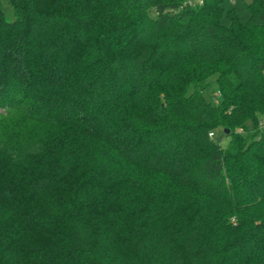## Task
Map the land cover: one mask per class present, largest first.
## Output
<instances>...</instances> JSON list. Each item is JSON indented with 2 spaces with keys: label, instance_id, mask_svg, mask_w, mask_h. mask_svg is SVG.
Segmentation results:
<instances>
[{
  "label": "trees",
  "instance_id": "16d2710c",
  "mask_svg": "<svg viewBox=\"0 0 264 264\" xmlns=\"http://www.w3.org/2000/svg\"><path fill=\"white\" fill-rule=\"evenodd\" d=\"M224 1L6 0L9 19L0 4V124L71 131L70 153L40 171L16 179L14 155L0 156V264H264V0L248 1L247 23L228 11L222 25ZM159 39L173 43L141 77ZM143 173L168 195L187 190L191 209L169 216ZM134 191L168 204L169 234L152 239V210L123 212L114 250ZM30 237L54 250L22 261Z\"/></svg>",
  "mask_w": 264,
  "mask_h": 264
},
{
  "label": "rangeland",
  "instance_id": "374dc122",
  "mask_svg": "<svg viewBox=\"0 0 264 264\" xmlns=\"http://www.w3.org/2000/svg\"><path fill=\"white\" fill-rule=\"evenodd\" d=\"M194 1L196 0H191V3L189 5H193ZM248 1L249 0H225L222 3L223 15L220 21L221 24L227 25L226 13L228 11H232L241 23H247L250 17L249 11L246 8V4L248 3ZM0 4L1 8L5 10L9 19L11 14L10 8L6 4V0H0ZM172 43H169L164 39H159L156 44L152 46L150 51L147 53V55L149 54V56H146L147 58L141 60L138 65L137 71L140 73L141 77H143V75H152V73L159 68V66L164 61L161 60L160 57L168 49V45L171 46ZM130 57H138V54L137 56L135 54L131 55ZM131 62V60L126 59V64L124 63V65L128 67V69H126L127 72H129L130 68H133L131 67ZM116 67L117 70H119V65H117ZM0 112L3 111L0 110ZM62 130L63 128L46 122H33L30 120L19 118H16L14 123L10 125L0 124V156L6 157L10 160L9 156L11 155L10 157H12V155H14L15 164L13 165L18 170L20 169V171L17 172L16 170L15 172L14 176L16 179L19 178L18 176L21 177V174H27L29 172L27 171L29 167H31V169H36V171H40L43 167L42 165H48L49 163H51L52 159H55L54 162L56 164V158L61 157L59 156V154L61 153L58 152L59 147H62L65 154L70 153V150H68L67 148L68 144L66 143L65 139L69 137L71 131H68L65 128L64 133H61ZM213 139L219 147H226L227 140L221 134V130L214 131ZM138 180L145 181L144 186L139 185L141 187L143 186L142 188L145 192L147 188L152 189V191L153 189H156L162 197H166L163 199H171L172 201L170 205H173V209L168 210V212L171 213L170 215L167 214L165 206H167L168 204L166 202L161 203L163 199L159 197L153 198L151 197V194L150 196L148 195V197H150L152 203H150V205H144L143 201L145 198V194L141 192V196H138V191H134L130 196L131 199H129H133V202L126 203V206H121L118 215L116 216V218L114 217L115 220L113 222L116 224V229L112 226V230L110 232L113 233V240L110 243V246H112V249L114 248V250L120 246L119 238L121 237L120 234L122 233V228L121 226L119 228L117 224L121 225L119 222L120 216L123 214V212H135L141 216V219H143L146 214L147 217H150V215H152V210L153 214H155L156 216V218L154 217L152 219L156 220V224H152V227H150L148 230L150 231V236L152 237V239H155L157 242L161 241V244H163L165 237L168 236L169 233L167 234V232H164V222L160 219L164 217L163 215H169L172 218H176L177 215H179L180 217L181 212L176 207H179L180 205L182 206L181 203L183 202V206L185 207V209L189 210L191 209V202H189L188 206V202L185 203V201L195 199L193 195L190 196L188 191L184 189H179L177 190V192H174V188H172L171 190L173 191H170V193L172 194L168 195L165 190L169 189L170 186L159 175L143 173L139 175ZM162 186L165 188H163ZM65 189L67 190V188ZM151 205H154L155 210ZM53 245H55L54 240H43L39 237H30L29 239H26V243L22 246L19 258L27 263L35 262L40 259V255H46L47 252L53 251Z\"/></svg>",
  "mask_w": 264,
  "mask_h": 264
},
{
  "label": "built area",
  "instance_id": "2783aa9c",
  "mask_svg": "<svg viewBox=\"0 0 264 264\" xmlns=\"http://www.w3.org/2000/svg\"><path fill=\"white\" fill-rule=\"evenodd\" d=\"M190 1H191V0H190ZM190 1H187V4H188V5L191 3ZM207 136H208L209 138H211L213 135H212V133H208Z\"/></svg>",
  "mask_w": 264,
  "mask_h": 264
},
{
  "label": "water",
  "instance_id": "95a60500",
  "mask_svg": "<svg viewBox=\"0 0 264 264\" xmlns=\"http://www.w3.org/2000/svg\"><path fill=\"white\" fill-rule=\"evenodd\" d=\"M224 133H227V131H225Z\"/></svg>",
  "mask_w": 264,
  "mask_h": 264
}]
</instances>
